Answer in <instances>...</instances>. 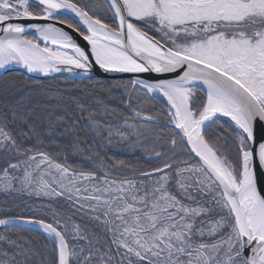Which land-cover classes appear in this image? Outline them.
<instances>
[{
  "label": "snow or ice",
  "instance_id": "1",
  "mask_svg": "<svg viewBox=\"0 0 264 264\" xmlns=\"http://www.w3.org/2000/svg\"><path fill=\"white\" fill-rule=\"evenodd\" d=\"M0 193V264H264V0H0Z\"/></svg>",
  "mask_w": 264,
  "mask_h": 264
},
{
  "label": "trees",
  "instance_id": "2",
  "mask_svg": "<svg viewBox=\"0 0 264 264\" xmlns=\"http://www.w3.org/2000/svg\"><path fill=\"white\" fill-rule=\"evenodd\" d=\"M16 72H9L3 74L4 76L11 77L14 76ZM103 80V78H101ZM33 79L29 77L28 82L25 84L24 81H21V86L30 89L34 93H39L42 92L46 89H53L55 90L56 88L60 89H67L69 91H78L76 89L75 85L79 84L81 88L85 86V81L84 83H81L79 80L73 81L71 78H68L67 80L63 77H55V79H47V80H41L42 83H34L32 82ZM96 78H93V84H95ZM151 107V105H149ZM158 107V106H157ZM62 131V130H61ZM157 132H159V129H156ZM74 136L71 132L65 133L64 136L59 137L60 143L61 144H71V142L74 140ZM150 142V140H149ZM90 143V141H89ZM53 151H56L58 149L53 148ZM108 155L115 156L119 159H125V160H134V157L130 156L127 152L124 151H118L115 149H110L108 151ZM76 161L78 162V157L72 156L70 159V162ZM5 199V196L3 193H0V200ZM10 201V206L16 205L18 207H13V212L15 214H28V209L25 207L24 202L21 199H13L11 197L8 198ZM31 203V201L29 202ZM2 231V230H0ZM22 236L26 237L28 241L31 242L32 247L35 248L37 255L33 256L32 261L30 264H40V261L43 259L42 253L44 252V244L47 243L46 239L44 238V234L40 231H31V232H22ZM23 243V241H20Z\"/></svg>",
  "mask_w": 264,
  "mask_h": 264
},
{
  "label": "water",
  "instance_id": "3",
  "mask_svg": "<svg viewBox=\"0 0 264 264\" xmlns=\"http://www.w3.org/2000/svg\"><path fill=\"white\" fill-rule=\"evenodd\" d=\"M71 32V30H69ZM73 35H75L73 33ZM81 43H83V41H80ZM18 71H22V69L19 67V66H13V71L12 72H18ZM94 72L96 73V76L100 77V78H104V73L102 70H99L98 67L96 69H94ZM5 74V73H4ZM28 75L31 79H40V80H47V79H51V77H43V76H38L37 74H26ZM55 77H68V78H71V75L68 74V73H56V74H53ZM96 78V77H94ZM32 227H35V226H32ZM0 230H3L2 228H0Z\"/></svg>",
  "mask_w": 264,
  "mask_h": 264
}]
</instances>
